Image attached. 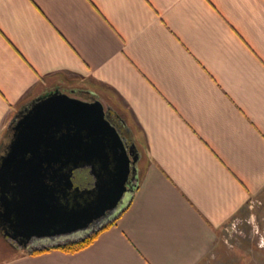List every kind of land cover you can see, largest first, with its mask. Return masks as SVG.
<instances>
[{"label":"crops","instance_id":"1","mask_svg":"<svg viewBox=\"0 0 264 264\" xmlns=\"http://www.w3.org/2000/svg\"><path fill=\"white\" fill-rule=\"evenodd\" d=\"M56 88L120 117L135 188L88 248L11 257L0 231V264H264V0H0V154Z\"/></svg>","mask_w":264,"mask_h":264},{"label":"water","instance_id":"2","mask_svg":"<svg viewBox=\"0 0 264 264\" xmlns=\"http://www.w3.org/2000/svg\"><path fill=\"white\" fill-rule=\"evenodd\" d=\"M9 128L0 156V231L19 247L89 231L135 188V145L127 149L99 99L56 88L20 110ZM82 168L93 178L81 191L91 199L69 204L73 172Z\"/></svg>","mask_w":264,"mask_h":264},{"label":"trees","instance_id":"3","mask_svg":"<svg viewBox=\"0 0 264 264\" xmlns=\"http://www.w3.org/2000/svg\"><path fill=\"white\" fill-rule=\"evenodd\" d=\"M90 180L91 179L88 176L86 170H80V171H77L75 173V182L77 185H79L81 187H85V186L89 185L91 183ZM118 217L114 218L112 221L102 225L100 228L95 229L91 233H89V234H87V235H85L79 239L67 241V242L62 243V244H58L55 246L46 247V248H42V249H32V250L28 251L27 254L35 256V255H40V254L47 253L50 251H59L61 253H65V254L78 253V252L88 248L89 246H91L103 232H105L106 230H108L109 228H111L115 224Z\"/></svg>","mask_w":264,"mask_h":264},{"label":"flooded vegetation","instance_id":"4","mask_svg":"<svg viewBox=\"0 0 264 264\" xmlns=\"http://www.w3.org/2000/svg\"><path fill=\"white\" fill-rule=\"evenodd\" d=\"M89 99L91 101L95 100V99H98V96L96 94H93V95H89L88 96ZM105 107V112H106V117L107 119L110 121V123L112 125L115 126V128L117 129L120 137L122 138L125 146L127 147L128 149V146H130L132 143V140H131V137H130V133H129V130L126 129V127H122L123 126V122L121 121L120 117H118L116 115V113L110 108L108 107L107 105L104 106ZM122 127V128H121ZM5 153V150L3 153L0 154L3 155ZM137 165H138V161L133 165V167H135V170L134 173L136 174V170H137ZM80 170H86L87 171V174L88 176L90 177V179L92 180L91 183L85 187H81L79 185L76 184L75 182V173L77 171H80ZM89 170L87 168H82V169H79V170H76L73 172V177H72V182H73V187L70 191H68L66 193V201L69 202V204H73V203H79V202H87L91 199V194H85V193H82L81 191L82 190H90L92 188V183H93V178L89 175ZM133 176H131V179H132ZM78 187L79 188V191H74V189ZM76 197V198H75Z\"/></svg>","mask_w":264,"mask_h":264},{"label":"rangeland","instance_id":"5","mask_svg":"<svg viewBox=\"0 0 264 264\" xmlns=\"http://www.w3.org/2000/svg\"><path fill=\"white\" fill-rule=\"evenodd\" d=\"M69 84H73L72 82L71 83H69ZM74 85V84H73ZM96 92H98V91H96ZM63 93H65L66 95H68L69 97H73V98H77V99H81V100H87V101H89L90 99H89V97L87 96V97H81V96H78V95H76V94H74V93H72V92H67V91H63ZM8 142H9V138L6 140V143L4 144V146H6L7 144H8ZM90 181H92V180H90ZM255 203V204H254ZM250 206H249V208L252 210L253 208H255V207H257V208H264V200L263 201H261L260 200V202L258 201V200H256V202H251L250 204H249ZM254 206V207H253ZM119 208V207H118ZM117 208V209H118ZM116 209V210H117ZM115 210V211H116ZM115 211H112V212H109L107 215H106V217L105 218H103V220L100 222V224L103 222V221H105V220H107L108 219V217H113V213L115 212ZM95 224V223H94ZM93 224V225H94ZM98 225L99 224H97L96 226H93L92 227V230L91 231H94L95 229H97L98 228ZM247 225H249V224H247ZM247 225H245L244 224V226H243V229H244V234H245V236H244V239L245 240H254V239H260V238H263L264 237V234L259 230V232H258V230L256 229V227L255 226H252V225H249V226H247ZM240 228V227H239ZM238 228V229H239ZM81 233H83V232H81ZM84 233H87V232H84ZM89 233H91V232H88L87 234H89ZM240 232H238V230L236 229V231H232V230H230V232L229 233H227V235H226V237H228L229 239H231V238H233V237H235V234H239ZM243 233H242V235H243ZM259 234H261V235H263V237H260L259 236ZM225 236V235H224ZM238 238V237H237ZM42 241H45V240H41V241H34V242H42ZM30 249V248H29ZM250 250L251 251H255L256 249H254V248H250ZM23 252H25V251H23ZM22 251H21V249H20V247L19 246H17L14 242H12V241H10V252H9V254H10V256L11 257H13L15 254H20V253H23ZM239 251H235V255H237V257L238 256H240V254L239 253H241V252H239ZM242 256H244L245 257V254H243ZM246 260V258L245 259H243V261H245ZM246 262V261H245Z\"/></svg>","mask_w":264,"mask_h":264}]
</instances>
